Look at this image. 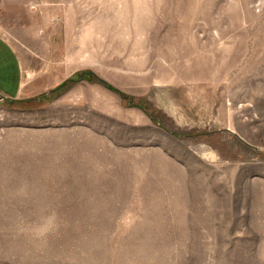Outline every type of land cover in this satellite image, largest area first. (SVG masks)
Returning a JSON list of instances; mask_svg holds the SVG:
<instances>
[{"label":"rangeland","instance_id":"374dc122","mask_svg":"<svg viewBox=\"0 0 264 264\" xmlns=\"http://www.w3.org/2000/svg\"><path fill=\"white\" fill-rule=\"evenodd\" d=\"M0 39V264H264V0H0Z\"/></svg>","mask_w":264,"mask_h":264},{"label":"trees","instance_id":"16d2710c","mask_svg":"<svg viewBox=\"0 0 264 264\" xmlns=\"http://www.w3.org/2000/svg\"><path fill=\"white\" fill-rule=\"evenodd\" d=\"M105 86H107L105 83H103ZM109 88H111V87H109ZM112 89V88H111ZM17 102H19V101H17ZM19 103H22V101H20Z\"/></svg>","mask_w":264,"mask_h":264},{"label":"crops","instance_id":"0c3cea01","mask_svg":"<svg viewBox=\"0 0 264 264\" xmlns=\"http://www.w3.org/2000/svg\"><path fill=\"white\" fill-rule=\"evenodd\" d=\"M0 42H3V40H2V39H0Z\"/></svg>","mask_w":264,"mask_h":264}]
</instances>
